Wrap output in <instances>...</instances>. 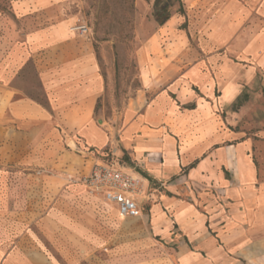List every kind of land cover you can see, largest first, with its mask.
<instances>
[{
    "label": "crops",
    "instance_id": "1",
    "mask_svg": "<svg viewBox=\"0 0 264 264\" xmlns=\"http://www.w3.org/2000/svg\"><path fill=\"white\" fill-rule=\"evenodd\" d=\"M9 1L6 10L0 0V264H264V0H182L185 15L147 40L119 139L135 164L124 168L150 178L140 229L116 228L81 176L52 163L77 148L84 175L87 150L113 140L96 120L105 82L89 34L73 29L79 15L62 0ZM30 62L47 105L21 82Z\"/></svg>",
    "mask_w": 264,
    "mask_h": 264
},
{
    "label": "rangeland",
    "instance_id": "2",
    "mask_svg": "<svg viewBox=\"0 0 264 264\" xmlns=\"http://www.w3.org/2000/svg\"><path fill=\"white\" fill-rule=\"evenodd\" d=\"M60 3L69 15H79L75 26L86 24L88 27L87 33L96 52L98 70L105 82V91L96 105V120L107 132H112L113 140L110 145L103 148L87 150L91 154V160L84 175L80 173L83 164L80 157L82 153L77 148H68V151H64L63 157L57 156L52 163L64 165L70 168L72 175L78 178L81 176L80 181L85 185L87 194L99 200L101 212L103 214L116 212V228H143L145 226H142L136 217L121 216L116 207L106 204L103 195L92 192L85 184L84 177L97 161L121 168H134L135 164L129 160L127 152L119 142L123 127L122 112L127 99L141 88L140 56L144 52L147 40L175 14L185 15V5L182 0H62ZM9 4L10 1L5 0L6 10ZM183 28L187 29V23L183 24ZM27 70L29 77L24 76V82L21 80L24 88L30 96L46 104L45 93L35 73L33 62L28 64ZM42 159L38 158V167L43 163ZM39 180L41 179L38 178L37 181L40 182ZM39 187L37 194L41 196L42 190ZM24 192L27 190L24 189ZM26 207L22 205V209ZM32 227L40 239H43L38 226ZM45 245L46 249L50 248L48 243Z\"/></svg>",
    "mask_w": 264,
    "mask_h": 264
},
{
    "label": "built area",
    "instance_id": "3",
    "mask_svg": "<svg viewBox=\"0 0 264 264\" xmlns=\"http://www.w3.org/2000/svg\"><path fill=\"white\" fill-rule=\"evenodd\" d=\"M73 29L80 33L88 31L86 24L74 26ZM84 181L92 192L103 195L106 201L115 204L121 216L141 215L137 198L143 193L145 178L137 172L97 161L84 177Z\"/></svg>",
    "mask_w": 264,
    "mask_h": 264
},
{
    "label": "water",
    "instance_id": "4",
    "mask_svg": "<svg viewBox=\"0 0 264 264\" xmlns=\"http://www.w3.org/2000/svg\"><path fill=\"white\" fill-rule=\"evenodd\" d=\"M137 172L141 174L143 177L150 179L146 174H144L141 170L137 169Z\"/></svg>",
    "mask_w": 264,
    "mask_h": 264
}]
</instances>
